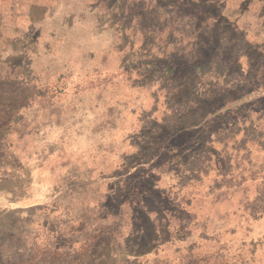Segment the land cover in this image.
<instances>
[{"label": "rangeland", "instance_id": "obj_1", "mask_svg": "<svg viewBox=\"0 0 264 264\" xmlns=\"http://www.w3.org/2000/svg\"><path fill=\"white\" fill-rule=\"evenodd\" d=\"M0 264H264V0H0Z\"/></svg>", "mask_w": 264, "mask_h": 264}]
</instances>
